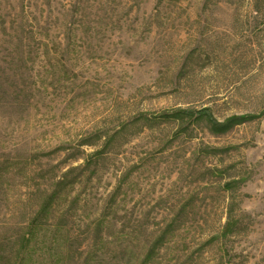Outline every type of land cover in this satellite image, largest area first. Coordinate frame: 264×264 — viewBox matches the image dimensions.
Here are the masks:
<instances>
[{"label": "rangeland", "instance_id": "1", "mask_svg": "<svg viewBox=\"0 0 264 264\" xmlns=\"http://www.w3.org/2000/svg\"><path fill=\"white\" fill-rule=\"evenodd\" d=\"M0 264H264V0H0Z\"/></svg>", "mask_w": 264, "mask_h": 264}, {"label": "trees", "instance_id": "2", "mask_svg": "<svg viewBox=\"0 0 264 264\" xmlns=\"http://www.w3.org/2000/svg\"><path fill=\"white\" fill-rule=\"evenodd\" d=\"M199 113H200V114H206V115H207L208 112L205 113V111H200ZM208 115H209V114H208ZM59 184L61 185L62 188H66V183H65L64 181L60 182ZM57 195H58V194L55 193V194L53 195L51 201L48 202L45 206H43V210H44V211H46V212L49 211V209L53 206V205H51V202H52V200H54V198H55ZM44 213H45V212H44ZM27 235H28V236L26 237V238H27V241H30V240H31V238H30V234H27ZM152 256H153V249L150 250V252H149V254H148V259L151 258Z\"/></svg>", "mask_w": 264, "mask_h": 264}]
</instances>
